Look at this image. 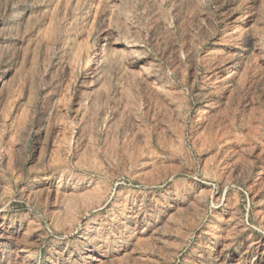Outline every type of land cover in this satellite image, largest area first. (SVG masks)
<instances>
[{
	"label": "rangeland",
	"instance_id": "1",
	"mask_svg": "<svg viewBox=\"0 0 264 264\" xmlns=\"http://www.w3.org/2000/svg\"><path fill=\"white\" fill-rule=\"evenodd\" d=\"M0 264H264V0H0Z\"/></svg>",
	"mask_w": 264,
	"mask_h": 264
}]
</instances>
